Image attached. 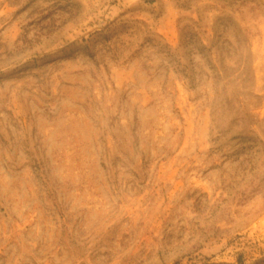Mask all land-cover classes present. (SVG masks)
Here are the masks:
<instances>
[{
	"label": "rangeland",
	"instance_id": "1",
	"mask_svg": "<svg viewBox=\"0 0 264 264\" xmlns=\"http://www.w3.org/2000/svg\"><path fill=\"white\" fill-rule=\"evenodd\" d=\"M260 140L264 0H0V264H264Z\"/></svg>",
	"mask_w": 264,
	"mask_h": 264
},
{
	"label": "trees",
	"instance_id": "2",
	"mask_svg": "<svg viewBox=\"0 0 264 264\" xmlns=\"http://www.w3.org/2000/svg\"><path fill=\"white\" fill-rule=\"evenodd\" d=\"M205 50L207 51L208 49L202 48V53L204 55H206ZM216 66L217 65L212 64V67H216ZM214 71H216L215 73L220 80H222V78H224L225 76L230 75V73H225L224 75L220 72V70H214ZM239 72H240L239 73L240 77L242 78V81L244 83V88L253 89L254 74L252 68L249 66L248 67L245 66V68L240 69ZM248 79H250L252 84H249L247 82ZM216 87H218L215 90L216 98H217L216 100L219 101L216 104H214L213 107H211V110L214 113V116L216 117L215 120H217V127L220 133V135L216 138V140L221 143V141H223V139L228 136V133H231L233 131H234L233 136L231 138L227 137L226 140L232 139V140H237L239 142L241 141L245 142L246 140H249L246 139L247 137L246 133L251 131V126L253 124L254 121L253 119L255 118V116L246 106L245 100L238 98V96L240 95L239 92L236 91L228 92L226 84H223L220 88L219 83L217 82H216ZM250 92L251 91L249 90H243L242 93L249 94ZM224 93H226V95L223 96L222 98V95H224ZM235 96H237V98H234ZM223 123H226L227 126L222 125ZM260 143L264 144V140H260ZM255 146H251V147H255ZM244 148L246 149V147Z\"/></svg>",
	"mask_w": 264,
	"mask_h": 264
}]
</instances>
